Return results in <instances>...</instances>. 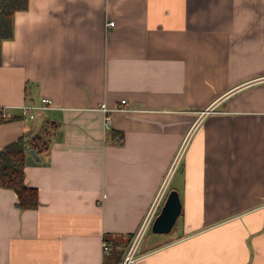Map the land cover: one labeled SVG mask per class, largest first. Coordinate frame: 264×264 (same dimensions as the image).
Segmentation results:
<instances>
[{"label": "crops", "instance_id": "crops-1", "mask_svg": "<svg viewBox=\"0 0 264 264\" xmlns=\"http://www.w3.org/2000/svg\"><path fill=\"white\" fill-rule=\"evenodd\" d=\"M13 26L0 150L50 132L27 148L39 205L0 188V264H117L171 190L176 230L134 264H264V0H29Z\"/></svg>", "mask_w": 264, "mask_h": 264}, {"label": "trees", "instance_id": "trees-1", "mask_svg": "<svg viewBox=\"0 0 264 264\" xmlns=\"http://www.w3.org/2000/svg\"><path fill=\"white\" fill-rule=\"evenodd\" d=\"M29 0H0V41L14 36L13 19L17 12L25 11ZM48 127H43L41 133L30 139L20 138L0 150V188L14 190L18 195V206L23 209H34L39 205L38 190L25 183V166L27 163V148L43 149L48 146ZM118 142H124L123 133ZM124 253V252H123ZM116 254V252H115ZM120 263L122 258H115Z\"/></svg>", "mask_w": 264, "mask_h": 264}, {"label": "built area", "instance_id": "built-area-1", "mask_svg": "<svg viewBox=\"0 0 264 264\" xmlns=\"http://www.w3.org/2000/svg\"><path fill=\"white\" fill-rule=\"evenodd\" d=\"M109 26H114L115 23L114 22H110L108 24ZM125 100L122 101V104H125ZM41 103L42 105H36L34 103L32 104H26L22 106V117H29L31 119H33L35 117V110H37L38 108L41 109H47L48 106L51 104V100L47 99V98H43L41 99ZM102 109H104L106 111V113L109 112V109L106 107L105 104H102L101 106ZM1 117L2 119H10L12 118V114L8 111L7 108L3 107L1 108ZM106 125L107 127H110L112 125V117L111 115L108 113L106 115ZM163 196V191H161V193L158 196V201L157 203H155L153 205V207L149 210L148 214L146 215L145 219L143 220L142 225L140 226L138 232L136 233V235L134 236V239L131 243V246L128 250V253L125 257V259L122 261L121 264H134L136 263V257H137V250L139 248V244L141 242V240L144 238L145 234L147 233V231L152 227L153 221L155 219V217L157 216V208L159 207V202L162 199ZM103 251L106 254H109L111 247H110V243L108 241H104L103 245H102Z\"/></svg>", "mask_w": 264, "mask_h": 264}, {"label": "water", "instance_id": "water-1", "mask_svg": "<svg viewBox=\"0 0 264 264\" xmlns=\"http://www.w3.org/2000/svg\"><path fill=\"white\" fill-rule=\"evenodd\" d=\"M30 152L35 156V150ZM182 201L178 191L171 190L160 212L155 217L151 230L156 234H169L179 219L182 212Z\"/></svg>", "mask_w": 264, "mask_h": 264}, {"label": "rangeland", "instance_id": "rangeland-1", "mask_svg": "<svg viewBox=\"0 0 264 264\" xmlns=\"http://www.w3.org/2000/svg\"><path fill=\"white\" fill-rule=\"evenodd\" d=\"M45 127H48L49 128V131H50V126H45ZM178 179H179V173L174 177V179H173V182H172V180H171V182H172V185H175L176 184V182L178 181ZM170 182V183H171ZM162 208V207H161ZM161 208H160V210H161ZM160 210H159V212H160ZM140 228V227H139ZM175 230H176V226H175V228H174ZM139 230V229H138ZM138 230L136 231V233L138 232ZM136 233H135V235H136ZM135 235H133V236H135ZM155 235H165L166 236V234H156V233H153L152 232V230H151V228L147 231V233H146V235L144 236V238L141 240V242H140V247H139V251H138V253L142 250V248H144L145 246H146V244L148 243V239L150 238V237H154ZM133 239H134V237H133ZM132 239V240H133ZM128 240L130 241L131 240V238H128ZM129 241H128V244H127V247L128 246H130V243H129ZM136 251V252H137ZM136 259H137V257H136Z\"/></svg>", "mask_w": 264, "mask_h": 264}]
</instances>
